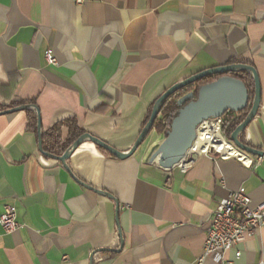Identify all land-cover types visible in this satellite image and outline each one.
<instances>
[{"label": "crops", "instance_id": "1", "mask_svg": "<svg viewBox=\"0 0 264 264\" xmlns=\"http://www.w3.org/2000/svg\"><path fill=\"white\" fill-rule=\"evenodd\" d=\"M234 64L260 78L240 139L264 152V0H0V217L13 206L21 225L0 226V264L196 263L223 199L241 190L264 202L263 158L202 155L163 171L148 162L166 138L154 131L126 160L85 141L69 172L40 151L27 110H39L41 132L76 119L127 153L165 91ZM226 258L264 264V228Z\"/></svg>", "mask_w": 264, "mask_h": 264}, {"label": "water", "instance_id": "2", "mask_svg": "<svg viewBox=\"0 0 264 264\" xmlns=\"http://www.w3.org/2000/svg\"><path fill=\"white\" fill-rule=\"evenodd\" d=\"M243 72H247L252 75L255 83V95L248 116L232 133V135L230 136V141L240 151L264 159L263 151L250 147L249 145L243 143L240 139L241 135L256 118L262 100L261 81L257 74V71L253 67L244 64L221 66L202 71L185 79L182 82L173 85L171 88L165 91L153 105V109L147 124L127 153H122L106 142L102 141L101 139L91 135L90 133H86L81 136L62 157H55L45 154L43 152L41 140V115L39 110L35 108L39 118L38 131L40 134V151L46 156L60 161L69 172L71 171L68 167L67 161L85 141L92 142L117 159L126 160L133 156L146 141L151 131L153 130L156 119L160 115L164 102L171 96L196 84L204 78L221 74H240ZM248 104L249 92L245 83L237 78H233L230 76L222 77L210 84L202 86L198 91L197 99H195L194 92L187 93L178 100V106H180L181 109L178 112V115L173 119L170 130L166 134V138L150 153L148 162L163 171L173 170L180 163H182L188 151L193 146V143L195 142L197 137V128L200 124H202L203 121L212 118H221L228 112H242L247 108ZM28 107L30 106L18 107L6 111L5 113H14L16 111L24 110ZM88 188L92 189L91 187ZM95 191L110 199H114L113 196L109 193L97 190ZM120 235H122L121 232ZM123 244V239H121L120 249L115 250L114 252H120L123 248Z\"/></svg>", "mask_w": 264, "mask_h": 264}, {"label": "built area", "instance_id": "3", "mask_svg": "<svg viewBox=\"0 0 264 264\" xmlns=\"http://www.w3.org/2000/svg\"><path fill=\"white\" fill-rule=\"evenodd\" d=\"M47 59L51 64L56 62L50 55ZM224 122V116L203 121L197 128V137L193 146L178 166L186 171L202 155L215 154L219 158L238 157V155L225 156L219 148L223 143H227L239 154L242 152L225 137ZM193 147L197 148L192 149ZM0 226L7 234L20 229L21 225L17 221L16 209L13 206L5 208L0 217ZM262 228H264V202L253 205L252 199L241 190L231 193L212 213L203 253L194 264H206L210 258L218 264H236L226 258V254L235 250L239 244L246 241L247 237L253 236ZM235 257L237 260L240 259L241 252L237 251Z\"/></svg>", "mask_w": 264, "mask_h": 264}, {"label": "trees", "instance_id": "4", "mask_svg": "<svg viewBox=\"0 0 264 264\" xmlns=\"http://www.w3.org/2000/svg\"><path fill=\"white\" fill-rule=\"evenodd\" d=\"M225 76H230L243 81L249 92V104L244 111L239 113L228 112L224 116L225 122L223 124V133L230 140V136L232 135V133L248 116L254 100L255 83L252 75L247 72H243L240 74H221L217 76L207 77L197 82L196 84L177 92L175 95L171 96L168 100L164 102L160 115L156 119L153 130L151 131L150 135L152 134V132L155 131L158 134L160 135L163 134L166 137L167 132L170 130L173 119L178 115V112L181 109V107L178 106V100L189 92H194L195 99H197L198 91L202 86L210 84ZM30 105L31 104H27L25 106H30ZM152 109L153 107L150 109L149 114L146 117L143 128L145 127V125L149 120ZM27 112H28L27 128L37 133L38 120H39L38 114L32 110H27ZM63 128H67L69 133L66 138H63L62 135ZM84 134H86L85 131L78 126V122L76 119H71L62 122L49 131L41 132L43 152L51 156L62 157L71 148V146Z\"/></svg>", "mask_w": 264, "mask_h": 264}, {"label": "bare ground", "instance_id": "5", "mask_svg": "<svg viewBox=\"0 0 264 264\" xmlns=\"http://www.w3.org/2000/svg\"><path fill=\"white\" fill-rule=\"evenodd\" d=\"M197 147H193L192 149H195ZM219 148L223 151L225 156H235L238 155L241 159H246L244 158V154H239L237 150L232 147L231 145L227 143H223L222 145L219 146Z\"/></svg>", "mask_w": 264, "mask_h": 264}, {"label": "rangeland", "instance_id": "6", "mask_svg": "<svg viewBox=\"0 0 264 264\" xmlns=\"http://www.w3.org/2000/svg\"><path fill=\"white\" fill-rule=\"evenodd\" d=\"M226 137V136H225ZM227 138V137H226ZM228 139V138H227ZM229 140V139H228ZM146 145V143L145 144H143L142 145V147L140 148V151L143 149V147Z\"/></svg>", "mask_w": 264, "mask_h": 264}]
</instances>
